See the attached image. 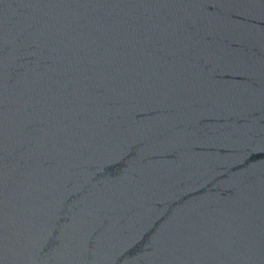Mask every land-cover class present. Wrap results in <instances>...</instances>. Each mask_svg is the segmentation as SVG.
Segmentation results:
<instances>
[{
	"label": "water",
	"instance_id": "water-1",
	"mask_svg": "<svg viewBox=\"0 0 264 264\" xmlns=\"http://www.w3.org/2000/svg\"><path fill=\"white\" fill-rule=\"evenodd\" d=\"M0 264H264V0H0Z\"/></svg>",
	"mask_w": 264,
	"mask_h": 264
}]
</instances>
